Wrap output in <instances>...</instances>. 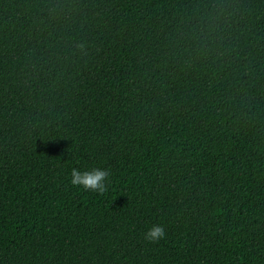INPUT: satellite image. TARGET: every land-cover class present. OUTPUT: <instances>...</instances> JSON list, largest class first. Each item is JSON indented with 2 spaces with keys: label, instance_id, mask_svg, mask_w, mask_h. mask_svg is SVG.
<instances>
[{
  "label": "trees",
  "instance_id": "trees-1",
  "mask_svg": "<svg viewBox=\"0 0 264 264\" xmlns=\"http://www.w3.org/2000/svg\"><path fill=\"white\" fill-rule=\"evenodd\" d=\"M0 264H264V0H0Z\"/></svg>",
  "mask_w": 264,
  "mask_h": 264
},
{
  "label": "clouds",
  "instance_id": "clouds-1",
  "mask_svg": "<svg viewBox=\"0 0 264 264\" xmlns=\"http://www.w3.org/2000/svg\"><path fill=\"white\" fill-rule=\"evenodd\" d=\"M81 47L83 46L81 45ZM109 176L110 172L106 168H93L91 171H80L78 168H72L71 184L85 190L104 194L108 190L107 179ZM164 236V228L160 225H153L145 233L144 239L149 242H157Z\"/></svg>",
  "mask_w": 264,
  "mask_h": 264
}]
</instances>
